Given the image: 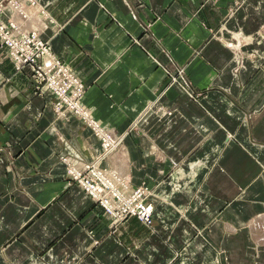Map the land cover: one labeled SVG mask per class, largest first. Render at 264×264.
Masks as SVG:
<instances>
[{"label": "crops", "instance_id": "0c3cea01", "mask_svg": "<svg viewBox=\"0 0 264 264\" xmlns=\"http://www.w3.org/2000/svg\"><path fill=\"white\" fill-rule=\"evenodd\" d=\"M15 1L122 135L100 166L154 209L110 227L66 174L99 138L0 50V264H264V0Z\"/></svg>", "mask_w": 264, "mask_h": 264}, {"label": "built area", "instance_id": "2783aa9c", "mask_svg": "<svg viewBox=\"0 0 264 264\" xmlns=\"http://www.w3.org/2000/svg\"><path fill=\"white\" fill-rule=\"evenodd\" d=\"M0 34L7 36V38L1 39V46H3L8 53L10 59L15 64L17 70H27L31 73L32 79L35 78V91L42 96L52 97L54 100L53 107L55 110L59 107L64 108L65 111L75 112L80 115L79 112V98L82 94V88L77 82V78L74 74L60 64L57 57L46 47L37 36L33 33L31 36H22L19 29L13 24L6 25L4 22L0 21ZM2 48V47H1ZM32 82V81H31ZM61 105V106H59ZM74 113V114H75ZM95 130V128H94ZM99 140L103 141L101 145L102 150L107 148H112L110 137L99 136ZM108 136V135H107ZM108 139V140H107ZM110 142V146L108 144ZM109 150V149H108ZM88 168L83 170L68 169L67 175L71 181L78 183L82 187V191L87 195L95 199V201L100 200L102 197L97 185V180L102 184L106 183L105 192L103 200H113V195L116 196L114 203L118 201H124V199L137 200L139 193L137 191H131L127 186H115L108 183L105 174L100 170H93L92 174L87 177H83ZM117 187V188H115ZM104 206L103 202H98ZM151 205H143L137 207V212L135 210L129 211L124 209L123 213L125 215L131 213L132 216L139 215V219L144 222L150 223L151 215L150 209Z\"/></svg>", "mask_w": 264, "mask_h": 264}, {"label": "rangeland", "instance_id": "374dc122", "mask_svg": "<svg viewBox=\"0 0 264 264\" xmlns=\"http://www.w3.org/2000/svg\"><path fill=\"white\" fill-rule=\"evenodd\" d=\"M26 1V0H25ZM28 1V0H27ZM244 0H234V4L236 5V7L237 6H239L242 2H243ZM18 6V4L16 3V1L15 0H0V21L1 22H4L6 25H8V24H13V25H15V27H17L18 29H19V31H20V33H21V35L22 34H24L25 36H31V34H35L36 36H37V38H39L43 43H45V45H46V47H48L49 49H50V51L52 52V49H51V46H50V44H49V42L47 41V40H42L41 39V37H40V32L39 31H34V30H22V29H20L19 28V23H17L14 19H10V17H11V15H13V13H15V14H17V12H21V10H18L17 11V7ZM20 8V7H19ZM43 12H40V14H42ZM14 14V15H15ZM19 17H22L21 15L19 16ZM24 17V16H23ZM42 26H44V24L42 23L41 24ZM24 35H22V36H24ZM0 38H7V36H5V35H2V34H0ZM1 39H0V50H2V53H4V56H5V58H7V60L8 61H10L11 63H12V65H13V67H14V70H15V72L16 73H22L23 71H25V69H23V70H17V68H16V66H15V64L13 63V61L10 59V57H9V55H8V53L6 52V50H5V48L3 47V46H1ZM2 47V48H1ZM53 53V52H52ZM54 54V53H53ZM55 55V54H54ZM56 56V55H55ZM57 57V56H56ZM57 59L59 60V62H60V64H63L64 65V67H67L68 69H70V71L74 74V77H76L77 79V82L79 83V85L81 86V88H82V94H81V96H80V98H79V104H78V107H79V112H80V115H77L75 112H72V111H65V109L64 108H60L59 107V109L57 108L56 109V113L57 114H64V112H68V113H70L72 116H75V117H79V118H83V119H85V121H87L86 123H88V128H90L91 129V131L97 136V133L99 134V136L101 135V136H106V137H110V139H111V143H112V145H113V147L112 148H107V150L106 149H103L102 150V148H101V153H100V155L98 156V158L97 159H93L92 161H90V162H88L87 163V165H85L86 166V168H88V170L85 172V173H83V177H87V176H90L93 172V170H95V169H97V170H100V171H102V173L103 174H105V176H106V178H107V181H108V183H111L112 185H113V187H114V185L115 186H117V185H119V186H127L131 191H137V193H139V197L137 198V200H129V199H124V201H118L117 203H114L113 202V200H115V198H116V196L115 195H113V200H103L102 198L104 197V195H105V192L107 191V189L105 188V185H106V183H100L98 180H97V185H98V187H99V191H100V194H101V198H100V200H98V201H95V199H93L92 197H90L89 195H88V193H87V196H88V198L90 199V200H92L93 201V203L95 204V205H97V206H99L100 208H101V210H102V212H103V215H105L106 216V218L109 220V224H110V227L112 226V227H117L118 225H122L123 223H125V221L126 220H128V219H130V218H136L137 220H139L141 223H143L144 225H147V226H150V224H151V221H150V223H148V222H144V221H141L140 219H139V215L137 214V215H135V216H132L131 215V213H129V214H127V215H125L124 213H123V211H124V209H126V210H129V211H132V210H135L136 211V213H138L137 212V210H139V209H137V207H140V206H143V205H151L152 206V208L154 207L153 205H152V203L150 202L151 200H150V192H149V190H148V188L146 187V186H144V185H141V186H133L132 187V185H130L129 184V182L125 179V178H123V177H121V176H119V175H117V174H115V173H113V172H111V171H109V170H107V169H105V168H102L101 166H100V164H101V162L105 159V158H107L110 154H111V152H113V150H115V149H117V146H119V145H121V137H122V135H118L115 131H113V129H109V127H106V126H100L99 124H97L91 117H90V115H89V113L83 108V106H82V103H81V101H82V98H83V96H84V94H85V92H86V84L83 82V80L81 79V77L77 74V73H75L71 68H70V66L67 64V63H64L63 61H61L58 57H57ZM30 71V69L27 67V70H26V72L28 73ZM23 74V73H22ZM176 74V75H175ZM167 75H168V81H170L171 83H174V84H176V82L177 83H179V80H181L185 85H186V83H185V78H181L180 79V77H181V72H179V73H173V72H171V71H169L168 73H167ZM175 75V76H174ZM25 78L26 79H28L27 80V82L31 85V86H33V93H34V95H37V96H42V95H39L36 91H35V88H34V85H35V78H33L32 79V76H31V73L29 74L28 73V75L27 76H25ZM32 81V82H31ZM52 98V97H51ZM52 100H53V98H52ZM53 103H54V100H53ZM59 106H61V105H59ZM75 113V114H74ZM94 128H95V130H94ZM108 135V136H107ZM97 138H98V136H97ZM108 140V139H107ZM100 142V146L101 145H103V141L102 140H100L99 141ZM108 144H109V146H110V142L108 141ZM109 149V150H108ZM85 167H83V168H81L80 169V171L81 170H83ZM67 174V173H66ZM68 176V175H67ZM68 179H69V177H68ZM70 180V179H69ZM71 181V180H70ZM73 182V181H72ZM77 186H79V188L80 189H82V187L76 182L75 183ZM118 187V186H117ZM117 187H115V188H117ZM105 202L104 203V206H102L100 203H98V202ZM154 209V208H153ZM153 216V215H152ZM262 217V216H261ZM262 224V225H261ZM260 226H259V228H262V230H263V232H264V220H262V222L259 224ZM263 238V236L262 237H260L259 239H258V242H261V239Z\"/></svg>", "mask_w": 264, "mask_h": 264}, {"label": "bare ground", "instance_id": "6f19581e", "mask_svg": "<svg viewBox=\"0 0 264 264\" xmlns=\"http://www.w3.org/2000/svg\"><path fill=\"white\" fill-rule=\"evenodd\" d=\"M111 153H113V152H111ZM150 215H151V222H152V215H153V208L152 207L150 209Z\"/></svg>", "mask_w": 264, "mask_h": 264}]
</instances>
